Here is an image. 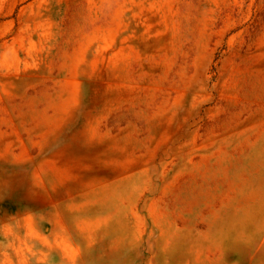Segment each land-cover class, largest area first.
Here are the masks:
<instances>
[{
	"label": "rangeland",
	"instance_id": "rangeland-1",
	"mask_svg": "<svg viewBox=\"0 0 264 264\" xmlns=\"http://www.w3.org/2000/svg\"><path fill=\"white\" fill-rule=\"evenodd\" d=\"M0 264H264V0H0Z\"/></svg>",
	"mask_w": 264,
	"mask_h": 264
}]
</instances>
